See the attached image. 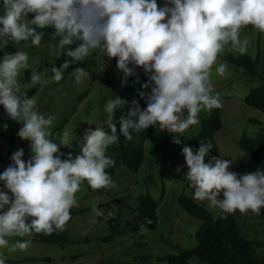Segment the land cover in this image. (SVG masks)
I'll return each instance as SVG.
<instances>
[{
  "label": "clouds",
  "instance_id": "clouds-1",
  "mask_svg": "<svg viewBox=\"0 0 264 264\" xmlns=\"http://www.w3.org/2000/svg\"><path fill=\"white\" fill-rule=\"evenodd\" d=\"M263 33L264 0H0V248L12 236L53 244L32 234L67 227L82 182L93 190L115 187L124 168L110 176L106 169L116 162L106 152L119 142L115 113L128 102L118 91L131 77L147 80L138 93L147 107L133 101L119 133L131 141L133 132L158 125L182 134L199 124L202 110L222 113L211 71L219 65L221 76L248 75L237 60L262 57ZM245 36L258 39L255 54L239 49ZM107 94L113 98L105 103ZM151 132L146 148L160 143ZM80 134L79 150L72 140ZM212 147L182 148L191 199L222 213L259 215L264 171L240 175L216 156L206 163ZM30 243L17 241L13 250Z\"/></svg>",
  "mask_w": 264,
  "mask_h": 264
},
{
  "label": "rangeland",
  "instance_id": "rangeland-1",
  "mask_svg": "<svg viewBox=\"0 0 264 264\" xmlns=\"http://www.w3.org/2000/svg\"><path fill=\"white\" fill-rule=\"evenodd\" d=\"M257 40L256 37L250 39L245 36L240 39L238 47L255 54L256 48H258ZM260 47L261 58L264 59V33ZM217 67L219 65L210 73L212 77H219L213 94H219L223 104L222 117L225 128H227L225 129L226 133L218 140L219 151L222 153V159L232 161L229 170L234 172L244 156V151L240 146L241 138L244 135H255L262 127L253 121V118L264 120V115L245 105L243 100L251 89L264 87V75L249 77L242 70H237V72L229 70L221 76L216 72ZM211 111L204 109L199 113V124L202 118L211 114ZM198 125H195L194 128L190 127L181 134L180 144L173 142L175 137H165L170 140L168 142L169 140L166 141L164 136L155 134L154 139L160 143L155 146L157 152L152 157V161L150 160L149 164L144 166L145 170L142 168L137 174H134L122 169V176L113 180L115 192L121 193V190H125L121 195L108 191L102 195L91 194V191L95 190L89 188L87 181L82 182L80 190L75 194L79 205L75 209L81 215L70 219L71 221L67 223L66 227L70 236L69 243L60 246L32 240L27 235L24 237L12 236L8 238V246L0 248L1 254L8 260H12L14 262L12 264H169L165 257L177 254V247L195 248L197 246L196 231L201 223L200 220L189 216L181 208L179 197L185 194L193 198L194 189L186 178L188 169L182 148L189 146L194 151L197 150L190 142L192 137L199 133ZM152 151H154V147L149 143L148 153ZM208 158L209 156H206L205 161ZM23 159L27 163L28 160ZM165 159L169 161L164 173ZM147 180L149 183L145 184ZM147 193L151 194L159 203L157 228L126 234L114 241H103V238L112 235L108 222L117 215L114 214L116 204L110 202L124 195L134 198V194L146 195ZM197 202L205 206L214 216L218 215L219 209L210 207L207 201ZM94 206L96 211H93ZM4 210L6 211V209ZM98 212L102 214H97ZM254 224L253 233L257 232L256 235L258 234L262 238L264 224L260 225L255 222ZM26 240L31 241L27 250H13L17 241ZM44 257L51 258L52 262L44 261ZM195 262L197 260H193L191 264Z\"/></svg>",
  "mask_w": 264,
  "mask_h": 264
},
{
  "label": "trees",
  "instance_id": "trees-1",
  "mask_svg": "<svg viewBox=\"0 0 264 264\" xmlns=\"http://www.w3.org/2000/svg\"><path fill=\"white\" fill-rule=\"evenodd\" d=\"M35 58L34 55H31L33 61ZM61 61L62 60H60V62ZM237 62L238 66L245 67L249 77H262L264 75L263 58H252L247 56V58L239 59ZM210 79L213 89H216L213 83L219 82V77ZM108 83L113 87L111 82L108 81ZM144 83H147V80H138L137 82V80L131 77L126 87L118 91V97H121L128 103L124 108L118 109L115 113L119 142L110 146L106 152V155L110 156L116 162L114 167L106 169L110 176L115 174L118 169L122 167L137 173L145 165L147 159L148 161H152V157L157 152L156 148L154 147V151L147 154L148 147L146 148L143 145V140L146 137L152 136L151 131L160 136H164L166 141L169 139L165 137H176L177 135L175 133L171 134L167 131H161L158 125L155 126V129H153L154 126H152L139 133L133 132L131 141H128L119 133V118L121 115H125L128 109L133 106V101H138L141 108L147 107L145 99L141 98L138 94L140 91H145L142 87ZM147 92H150V89H148ZM105 96H108L102 98L105 103L109 98H113V95L110 96L107 94ZM244 103L248 107L254 108L264 115V87L251 89L249 94L244 98ZM253 121L262 125V127L258 129L255 135H244L240 140V146L244 151V156L237 169L234 171L240 175L253 173L258 170L264 171V120L262 118H253ZM194 127L195 126H191V128ZM198 128L199 133L192 137L190 144L198 149L200 143L211 142L213 147L209 153L208 160L205 162H210L211 156L222 159L218 140L226 133L225 129L227 128H225L221 108L212 109L208 117L202 118ZM107 131L110 132V129L107 128ZM81 140L82 134L75 136V139L72 140V144L74 145L73 148H79L80 150V144H78V142ZM168 142H170V140ZM164 161L163 172L165 173L169 160L165 159ZM146 183H149V180H147L145 184ZM89 188L92 189L91 187ZM113 189L115 188L99 189L91 191V194L102 195L108 191L121 195V193L125 192L118 193ZM9 195L12 196L10 191ZM110 203L116 204L114 206V214L117 215L108 222L112 235L108 238H103V241H114L118 237H122L126 234L141 232V224H144L146 230L157 228L159 203L151 194H134V198L124 195ZM179 204L191 217L200 220L201 226L196 231L197 246L192 249L177 247V254L165 257V260H167L169 264H191L193 260H197L194 264H264V234L261 238L258 234L256 235L257 232L253 233L255 228L254 222L260 225L264 224V208H261L259 215H255L251 210H249L246 215H242L238 210L234 214H227L222 213L219 209V214L214 216L207 208L185 194L179 197ZM75 208L76 207L73 206L70 210L71 218L80 215V212ZM146 217L152 221L151 224L145 222ZM30 219L31 218H29V222ZM32 235L44 239V242L61 245L69 243L68 238L70 237L68 236L69 233L66 231V227L63 231H56L51 235L42 233L36 234L34 232ZM10 261L14 263L12 260H8V258L5 257V264H10Z\"/></svg>",
  "mask_w": 264,
  "mask_h": 264
}]
</instances>
